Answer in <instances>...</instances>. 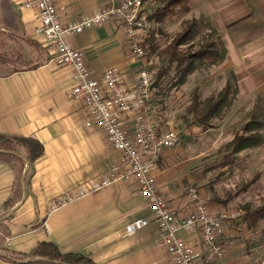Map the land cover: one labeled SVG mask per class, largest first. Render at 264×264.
Wrapping results in <instances>:
<instances>
[{
  "label": "crops",
  "instance_id": "0c3cea01",
  "mask_svg": "<svg viewBox=\"0 0 264 264\" xmlns=\"http://www.w3.org/2000/svg\"><path fill=\"white\" fill-rule=\"evenodd\" d=\"M10 1L20 29L7 37L29 48L41 64L0 74V132L31 135L43 143L44 153L26 164L22 198L4 215L3 201L13 192L18 165L0 159V220L10 228L3 247L26 252L42 240H51L62 251L84 253L98 264H173L170 255L157 245L153 224L132 234L123 233L127 223L150 214L133 181H115L49 211L50 201L103 172L122 169L124 159L101 129L85 124L89 115L82 100L69 96L70 68L57 64L51 47L33 33L36 11L19 8L18 0ZM118 1L53 0L64 21ZM188 5V12L207 16L215 24L225 48L221 64L233 69L238 86H243L241 76L245 77L244 85L250 91L246 97L255 95L264 103V0H189ZM25 37L38 45L27 43ZM70 42L83 52L91 76L96 78L113 68L131 85L136 71L146 65L145 58L129 50L123 28L115 21L74 34ZM17 149L24 156V150ZM181 151L180 146L165 149L156 169L157 191L178 215L192 208L183 182L185 174H174L173 161L187 160ZM208 206L213 212L221 210L212 203ZM234 231L232 224L220 240L222 247ZM179 235L200 253L198 264H241L224 248L221 255H207L196 233L180 231Z\"/></svg>",
  "mask_w": 264,
  "mask_h": 264
},
{
  "label": "built area",
  "instance_id": "2783aa9c",
  "mask_svg": "<svg viewBox=\"0 0 264 264\" xmlns=\"http://www.w3.org/2000/svg\"><path fill=\"white\" fill-rule=\"evenodd\" d=\"M17 6L36 11L38 22L33 33L51 47L57 64L70 68L69 96L82 100L89 115L85 124L101 129L124 159L122 169L103 172L50 201L49 211L115 181H133L150 214L127 223L124 234L153 224L157 230L156 243L170 255L173 264H198L200 259L196 247L180 236V231L198 234L207 255H221L220 240L241 211L213 212L202 194L190 188L192 208L178 215L157 191V160L165 149L177 143L178 137L174 131L160 128L151 118L152 74L144 67L139 68L131 85L113 68L105 69L99 78L93 77L83 52L70 42L74 34L115 21L123 28L129 50L136 57H142L145 54L141 45L145 25L141 16L143 0H119L101 5L69 21L62 20L53 0H18Z\"/></svg>",
  "mask_w": 264,
  "mask_h": 264
},
{
  "label": "rangeland",
  "instance_id": "374dc122",
  "mask_svg": "<svg viewBox=\"0 0 264 264\" xmlns=\"http://www.w3.org/2000/svg\"><path fill=\"white\" fill-rule=\"evenodd\" d=\"M145 2L143 0V6L146 4V7L141 10L145 24L142 27L143 39L152 36L153 42L157 44L156 50L151 53L144 49L147 66L144 68L151 74L159 66L166 65V61L157 52L164 49L183 28V21H194L190 37L192 48H197L205 39L213 38L217 39L215 46L220 44L224 48L222 37L207 16L194 15V12L176 8L173 15L157 22L149 18L156 1ZM2 39L4 45L0 47L1 54L13 59L21 54L23 58L31 59V62L38 60L33 52H29V48L22 43L17 45L14 38L2 35ZM14 64L18 67L21 65ZM177 74L174 68L168 70L157 80L151 94L152 118L160 128L177 134L178 141L173 147L180 146L181 153L187 158L186 161H173L174 174H185V191L193 188L220 211L236 209L241 211L242 216L245 214L243 206L253 208L264 197V103L255 95L246 97L250 91L248 85H244L245 77L241 76L243 86H238V78L233 69L222 66L221 61L213 65L203 62L194 68L181 85L173 86L168 92L162 89ZM227 79L231 83V95L219 117L212 119L209 127L194 124L186 111L192 92L195 90L199 99L214 96ZM253 118L259 120L260 125L252 124ZM247 123L249 126L246 131L244 126ZM249 131L258 132L260 142L235 155L229 153L226 144L234 134H246ZM241 216L233 221L235 231L224 245V252L241 264H264V217L251 227ZM3 246L4 241L1 247L5 249Z\"/></svg>",
  "mask_w": 264,
  "mask_h": 264
},
{
  "label": "trees",
  "instance_id": "16d2710c",
  "mask_svg": "<svg viewBox=\"0 0 264 264\" xmlns=\"http://www.w3.org/2000/svg\"><path fill=\"white\" fill-rule=\"evenodd\" d=\"M156 4L149 18H154L157 22H162L166 16L174 14L176 8L188 10L189 0H155ZM145 2V0H144ZM183 28L172 38L164 49L157 53L166 61L165 66H159L158 70L152 74L154 83L152 88L156 86L157 80L163 77L168 70L174 68L178 73L171 79V82L164 86L166 92L170 91L173 86L181 85L186 77L201 63L216 64L220 62L224 55V48L218 44L215 38L205 39L197 48H192L190 43L191 33L194 27V21H183ZM20 25L17 14L10 0H0V47L4 45L3 36H10L18 32ZM8 32V33H7ZM25 41L31 45H38L37 41L30 37H25ZM182 47V45H185ZM146 52H153L157 48V44L153 42L152 36H147L141 42ZM146 54L142 57L144 58ZM14 63L21 64L20 67ZM41 62L35 60L33 62L26 61L21 54L14 59L12 57L0 53V74L8 75L20 69H35ZM153 90V89H152ZM152 94V93H151ZM231 95V83L227 79L220 91L211 97L199 99L197 92H192L190 102L186 107L187 113L194 124L209 127L211 120L219 117L226 106ZM251 123L260 125L259 120L253 118ZM248 123L244 126V130H248ZM261 136L256 131L249 133H235L231 140L226 144L229 153L235 155L242 149L259 143ZM18 147L24 150V156L18 152ZM44 153V146L41 141L31 135H20L0 132V159L17 163V177L14 182V188L11 195L3 201L4 213H7L12 206L21 200L23 194L22 174L26 164L34 162ZM245 214L240 218L244 219L249 226L264 217V197L261 203L253 208L247 205L243 206ZM242 210V209H241ZM242 214V213H241ZM10 233L9 226L4 222H0V264H98L88 255L81 252L62 251L58 245L51 240H42L37 243L29 251H15L2 249V243L5 236Z\"/></svg>",
  "mask_w": 264,
  "mask_h": 264
},
{
  "label": "water",
  "instance_id": "95a60500",
  "mask_svg": "<svg viewBox=\"0 0 264 264\" xmlns=\"http://www.w3.org/2000/svg\"><path fill=\"white\" fill-rule=\"evenodd\" d=\"M23 176H24V175H22V179H23Z\"/></svg>",
  "mask_w": 264,
  "mask_h": 264
}]
</instances>
